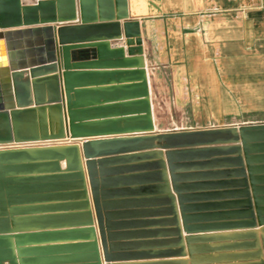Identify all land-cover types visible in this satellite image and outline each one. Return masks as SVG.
<instances>
[{
  "label": "water",
  "instance_id": "1",
  "mask_svg": "<svg viewBox=\"0 0 264 264\" xmlns=\"http://www.w3.org/2000/svg\"><path fill=\"white\" fill-rule=\"evenodd\" d=\"M62 1L68 14L31 16ZM77 1L80 22L71 23L76 0H0V264H76L81 249L80 264H264V123L154 131L140 54L127 61L141 75L145 125L86 128L76 112L93 100L72 96V72L63 73L66 120L54 26L46 23L66 22L55 31L67 68L66 44L76 38L69 32L111 26L108 47L109 39L121 37L119 19L128 17L118 12L95 23L87 0ZM10 2L18 15L11 21L5 16ZM131 24L123 22L124 35H135L140 49ZM67 136L81 145L64 142ZM203 210L213 214L198 216ZM64 211L86 217L69 225L8 226L15 214ZM163 216L173 235L156 228ZM58 233L69 235L46 237ZM46 253L55 256L42 260Z\"/></svg>",
  "mask_w": 264,
  "mask_h": 264
},
{
  "label": "crops",
  "instance_id": "2",
  "mask_svg": "<svg viewBox=\"0 0 264 264\" xmlns=\"http://www.w3.org/2000/svg\"><path fill=\"white\" fill-rule=\"evenodd\" d=\"M213 3L214 0H87V16L95 18V23H99L100 18L111 15L116 19L118 12L126 11L128 17L119 19L121 37L109 39L108 47L103 45V42H105V37L114 31V28L111 26L93 27L69 32L70 36L76 38L70 39L66 44L69 46L67 52L69 65L67 68L64 65L61 50L62 46L65 45L59 43L55 31L59 25L66 24V22L46 23L54 26V42L66 120H68V116L66 114L63 73L72 72L75 73L71 77L72 96L85 100H93L94 102L85 104L83 107H80L82 109L76 112L82 119L81 122L88 123L86 128H134L145 125L147 119L144 117V87L141 75L138 70L139 68L135 66V62L127 61L137 57L139 54L143 56L144 60L146 88L149 96L154 131H173L163 129L161 125L163 122L161 107L164 106V100L167 97L180 101L189 100L194 97V99L204 101V106L211 107L214 100V91L228 89L227 86L222 85L223 83L214 78L212 67L214 21L209 15L207 17V12L213 10ZM217 4L219 5L220 3ZM69 7V4L62 1L59 8L53 6L38 9L31 16L49 17L56 16L57 14H68L70 12ZM260 9L259 7H254L248 8L247 11L251 14H259ZM200 12H204V14ZM5 16L6 20L9 21L18 17L13 2L8 3L5 9ZM76 16V20L68 22H80L77 0ZM125 20H131L130 29L133 32H139L141 38L140 49L135 43V35L132 37L124 35L123 22ZM246 21L249 34L254 39L260 41L261 35L264 33H261L259 22H254V19ZM223 23L221 21V27ZM236 23L237 26L242 23L245 28V20H237ZM255 23L259 25L256 28H254ZM244 28H238L236 31L238 46L241 44L239 38L245 37L246 31ZM220 34L228 36L229 31L222 29ZM237 57H239V54ZM254 69H258L255 70V73L260 75L259 64H254ZM260 78L261 76L247 83L245 79H242L240 80V86L245 87L248 84L249 88L251 87L250 85H254L256 86L255 88L260 90L262 84ZM41 88L45 96H48L51 92L49 86L45 83L42 84ZM166 91L171 92V94H166ZM199 104L202 103L198 102ZM79 139L67 136L66 140L68 141L64 142H77L81 145ZM82 160L84 162L85 159L82 157ZM60 165L64 168L65 161H60ZM200 171L196 170V172ZM92 213L94 217L93 208ZM197 214L198 216L207 218L209 214L213 213L210 210H203ZM85 217L86 215L83 212L73 211L71 213L64 211V213L52 216H22L15 214L12 217L13 221L8 220V226L15 229L16 227L36 226L37 224L40 227H48L52 226V224L57 226L69 225L83 221ZM164 217L167 220L162 222L160 227L156 228L162 230L163 234L173 235L175 228L169 222V217ZM3 219V217L0 219V225L5 226ZM94 226L96 235L98 236L95 217ZM256 228H259V226ZM236 230L239 229L195 233H186L182 230V234L186 236L228 233L235 232ZM12 234L15 233L13 232ZM68 235L67 233H58L50 234L46 237L59 236L60 238H65ZM12 243L16 247L15 239L12 240ZM98 243L100 246L99 238ZM82 251L83 249L77 254V261L79 262L76 264L85 262V253ZM100 254L102 256L101 249ZM54 256V254L46 253L40 256V258L44 257L45 259L42 260H46L47 258L50 260ZM40 263L47 264V262ZM102 264H106L103 259Z\"/></svg>",
  "mask_w": 264,
  "mask_h": 264
},
{
  "label": "rangeland",
  "instance_id": "3",
  "mask_svg": "<svg viewBox=\"0 0 264 264\" xmlns=\"http://www.w3.org/2000/svg\"><path fill=\"white\" fill-rule=\"evenodd\" d=\"M213 4V10L207 12V17L209 15L214 21L212 67L214 78L228 89L214 91L211 107L204 106V101L194 97L181 101L167 97L161 107L163 129H199L264 123V34L260 41L254 39L248 32L246 21L254 19V22H259L261 33H264V0H214ZM254 7L261 8L259 14L247 11ZM237 20H245V28L242 23L237 26ZM221 21L224 22L222 27ZM256 23L254 28L259 26ZM238 28L246 31L245 37L239 38V46L236 38ZM222 29L229 31L228 36L220 34ZM254 64H259L260 75L255 73L258 69H254ZM260 76V90L254 85L249 88L248 84L245 87L240 86V80L245 79L247 83ZM166 94L171 92L166 91ZM198 102L202 104L198 105Z\"/></svg>",
  "mask_w": 264,
  "mask_h": 264
}]
</instances>
